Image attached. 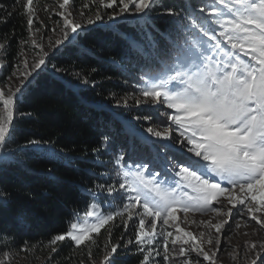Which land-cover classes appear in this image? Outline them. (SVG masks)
Wrapping results in <instances>:
<instances>
[{"label":"snow or ice","instance_id":"6c2138e0","mask_svg":"<svg viewBox=\"0 0 264 264\" xmlns=\"http://www.w3.org/2000/svg\"><path fill=\"white\" fill-rule=\"evenodd\" d=\"M56 2L58 8L45 5V11L61 17L52 29H59L60 38L48 45L53 53L65 41L71 43L79 37L84 21L92 25L107 14L109 19L145 22L136 37L121 32L117 38L139 56L163 67L144 80L139 95L126 94L117 105L128 107L131 99L137 105L156 106L153 111L163 108L171 124L165 122L163 127L146 129L156 140L128 126L132 143L119 145L118 149L111 135H103L101 143L111 148L120 179L83 189L87 193L83 198V217L79 210L69 215L65 231L51 239V251L58 253L55 245L67 241L70 249H87L91 258L93 248L100 246L103 229L107 237L100 264H116L120 251L130 250L129 246L142 256L139 264H157L155 257H161L159 264H177L174 257L183 258L179 264H220L221 236L232 227L230 220L237 229L243 220L244 226L254 222L258 226L255 231L264 232V0H209L199 8L191 0H88L83 7L94 4L96 11L87 17L80 11V19L74 15L70 0ZM16 14L26 17L32 32L34 0H12L11 10L0 2V23H7ZM30 42L39 48V53L31 65L25 57L23 71L18 67L13 73L22 77L19 85L14 89L0 88V145L11 139L17 94L24 95L25 89L48 67L50 54L44 51V45L35 38ZM52 68L54 72L68 71L56 65ZM72 75L75 83L65 81L69 89L94 83L86 72ZM173 131L178 136L173 137ZM50 143L28 141L37 158L56 162L69 159L52 147H45ZM138 146L145 153L139 164L133 160ZM93 151L100 153L99 149ZM13 160V154L8 152L0 156V164ZM128 161L133 163L129 165ZM149 164L153 166L151 172ZM156 165L165 169L166 179H158ZM46 174L53 176V170ZM104 204L108 207L101 210ZM11 205L10 196L0 190V217L11 211ZM178 212L184 214L185 224L194 212L212 218L200 221L198 226L206 231L194 235L176 223ZM33 220L34 216L21 207L9 222L17 231H23L31 227ZM157 221L163 225L171 221L175 235L165 229L157 231ZM117 228L122 229V235L120 241L112 243L113 230ZM130 230H134V239L125 244L124 236ZM13 235L0 227V240ZM158 236L162 237L161 249L154 247ZM244 249L246 255L259 256L264 252V240L245 241ZM20 251L27 252V247L22 246ZM0 264L7 261L0 260ZM251 264H256V260L252 259Z\"/></svg>","mask_w":264,"mask_h":264},{"label":"trees","instance_id":"16d2710c","mask_svg":"<svg viewBox=\"0 0 264 264\" xmlns=\"http://www.w3.org/2000/svg\"><path fill=\"white\" fill-rule=\"evenodd\" d=\"M0 2L11 10L12 0ZM191 2L199 8L202 2L209 0ZM34 3L36 15L32 32L28 29L26 17L19 14L13 15L7 23H0V44L4 45L0 49V88L12 84L16 79L13 73L18 67L23 71L25 57L31 65L39 53V48L32 46L31 39H37L44 45V51L50 54L47 69L32 81L24 95L17 94L19 99L15 105L17 112L11 139L0 145V156L5 152L14 156L13 162L0 164V190H4L12 200L11 211L0 217V227L14 234L0 240V260L7 261V264H96L104 254L107 233L103 229L99 237L100 246L93 248L91 258L87 249H70L67 241L56 244L58 253H53L50 241L65 231L71 213L79 210L83 216V198L87 197L83 191L85 187L91 189L96 184L120 179L111 148L101 143L103 135H111L118 149L119 145L132 143L127 135L128 126H134L139 133L156 140L146 129L163 127L165 122L171 124L163 108L153 111L156 106L137 105L131 99L128 107L117 105V101L126 94L139 95L145 75L159 73L163 64L139 56L117 38L121 32L136 37L138 28L145 22L133 18L85 26L79 37L71 43L65 41L58 46L59 51L53 53L48 45L60 38L59 29L55 32L52 29L61 17L51 10L45 11V5L52 9L58 8V4L56 0H34ZM52 65L68 71L54 72ZM92 68L96 71L92 72ZM74 72H86L89 81L94 83L69 89L65 81L75 83ZM60 76L64 79H59ZM145 116H151V119H144ZM172 135L176 137L178 133L173 131ZM30 140L50 141L45 147H52L69 159L56 162L37 158L28 145ZM93 149H99L100 153ZM144 155V150L138 146L133 160L139 164ZM97 160L103 163H96ZM143 162L147 163V160ZM132 163L128 161L129 165ZM148 167L153 170L151 164ZM49 169L53 170L51 177L46 174ZM155 171L165 175V169L159 165L155 166ZM21 207L26 208L34 220L31 227L17 231L9 221L14 211ZM121 235V228L114 229L112 243L120 241ZM129 239H134V230L124 236L123 242L126 244ZM22 246L27 247V252L20 251ZM129 247L130 250L120 251L116 264H139L142 256L135 247ZM154 247L161 248L162 239L154 243ZM155 260L159 264L161 257H155ZM259 261L264 264V254Z\"/></svg>","mask_w":264,"mask_h":264},{"label":"rangeland","instance_id":"374dc122","mask_svg":"<svg viewBox=\"0 0 264 264\" xmlns=\"http://www.w3.org/2000/svg\"><path fill=\"white\" fill-rule=\"evenodd\" d=\"M51 1H55V0H51ZM85 3H88V0H77V1L70 0V7L75 10L74 15L76 16L77 19H80V16H79L80 11L84 12L85 17L91 16L96 11V7L94 4H89V7L84 8L83 5ZM110 11L111 10H106V12H110ZM118 19H121V18L109 19L108 15L105 14L102 20L96 21L95 23L102 22V21H115ZM85 26H89L86 23V21L83 22V27ZM156 74L157 73L145 75L144 79L142 80L141 86L143 85L144 80H146L149 76H155ZM15 78L16 79L10 85L13 89L17 85H19L20 79H22L20 76H16ZM173 127L175 126L173 125ZM152 138L154 139L155 137H152ZM148 171L151 172L153 170H151L148 167ZM158 179L164 180L166 179V176L160 174ZM112 183H116V182H112ZM104 195H107V194L105 193ZM104 207L105 209H107L108 205L104 204ZM101 210H104V209L102 208ZM233 215L235 216V212L233 213ZM211 218H212L211 215H202L200 213L194 212V213L189 214V217H188L189 222L185 224L183 222L184 214L182 212H178L176 223H178L180 227L183 228L185 231H192L194 235H198L199 232L206 231V229H204L202 225L198 226L199 222L202 220H208ZM236 219L240 220V217L237 216ZM192 221H196V223H192ZM240 222H241V227L237 229L235 224L232 223L230 220L232 227L228 229L227 231H225L224 234L221 236V250L218 252L220 264H251L252 259L256 260V264H261L259 260L261 259V256L262 254H264V252H260L259 256L251 254V253L246 255L245 249H244V243L245 241H249V240L253 243H258L261 240H264V232L255 231V229L258 228V226H255L254 222H250L247 226H244L243 220H241ZM171 223L172 222L170 221L169 225H163L162 221H157V231H160L161 229H165L167 231H173L175 235L174 229L170 227ZM245 233H247V235H245ZM160 239H162V237L158 236L156 242L159 241ZM157 249H161V248L158 247ZM256 251L259 252L260 250L257 249ZM230 253L234 255L236 258L232 259V255H230ZM103 255L97 260L96 264H100V262L103 260ZM174 259H176L177 264H179V261L182 260L183 258L175 257ZM204 264H207V262H205Z\"/></svg>","mask_w":264,"mask_h":264}]
</instances>
